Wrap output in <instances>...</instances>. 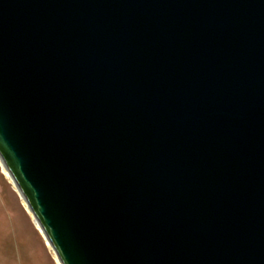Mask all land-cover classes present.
I'll list each match as a JSON object with an SVG mask.
<instances>
[{"label": "water", "instance_id": "obj_1", "mask_svg": "<svg viewBox=\"0 0 264 264\" xmlns=\"http://www.w3.org/2000/svg\"><path fill=\"white\" fill-rule=\"evenodd\" d=\"M0 158L61 264H264V0H0Z\"/></svg>", "mask_w": 264, "mask_h": 264}, {"label": "rangeland", "instance_id": "obj_2", "mask_svg": "<svg viewBox=\"0 0 264 264\" xmlns=\"http://www.w3.org/2000/svg\"><path fill=\"white\" fill-rule=\"evenodd\" d=\"M23 201L0 165V264H58Z\"/></svg>", "mask_w": 264, "mask_h": 264}, {"label": "bare ground", "instance_id": "obj_3", "mask_svg": "<svg viewBox=\"0 0 264 264\" xmlns=\"http://www.w3.org/2000/svg\"><path fill=\"white\" fill-rule=\"evenodd\" d=\"M0 165L2 166V170H3L4 174H5V176H6L7 178L10 179V181L12 182V185H14L15 189L18 190L16 183L14 182L12 176H10V174L8 173L6 167H5L4 164L2 163L1 158H0ZM18 192H19V190H18ZM23 200H24L23 202H24L26 208H27V209L29 210V212L32 214V212L30 211L29 206H28V204L26 203V201H25L24 198H23ZM33 218H34V217H33ZM33 220H35V224H36V226L38 227V229L40 230V232L43 234L39 222L36 221V219H33ZM43 235H44V234H43ZM46 240H47V238H46ZM47 244L52 248V246H51V244L48 242V240H47ZM55 256H57V255H55ZM56 261L58 262V264H61L60 261H59L58 256L56 257Z\"/></svg>", "mask_w": 264, "mask_h": 264}]
</instances>
